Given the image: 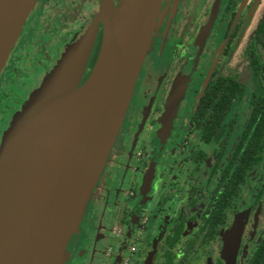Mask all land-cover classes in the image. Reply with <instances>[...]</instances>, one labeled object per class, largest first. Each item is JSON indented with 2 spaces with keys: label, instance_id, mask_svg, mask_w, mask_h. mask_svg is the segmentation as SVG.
<instances>
[{
  "label": "flooded vegetation",
  "instance_id": "flooded-vegetation-1",
  "mask_svg": "<svg viewBox=\"0 0 264 264\" xmlns=\"http://www.w3.org/2000/svg\"><path fill=\"white\" fill-rule=\"evenodd\" d=\"M150 45L63 264H264V0H163Z\"/></svg>",
  "mask_w": 264,
  "mask_h": 264
},
{
  "label": "water",
  "instance_id": "water-1",
  "mask_svg": "<svg viewBox=\"0 0 264 264\" xmlns=\"http://www.w3.org/2000/svg\"><path fill=\"white\" fill-rule=\"evenodd\" d=\"M35 2L0 0V72ZM162 2L120 0L114 6L103 0L87 31L65 49L3 135L0 264L65 260L66 244L78 230L124 118ZM97 21L102 23L100 49L87 81L78 89ZM70 121V133L62 132ZM34 175L41 180L39 190L19 214Z\"/></svg>",
  "mask_w": 264,
  "mask_h": 264
},
{
  "label": "rangeland",
  "instance_id": "rangeland-1",
  "mask_svg": "<svg viewBox=\"0 0 264 264\" xmlns=\"http://www.w3.org/2000/svg\"><path fill=\"white\" fill-rule=\"evenodd\" d=\"M102 1L103 0H36L34 6L32 7L31 11L27 16V19L25 21L26 24L24 23L25 26L24 25L23 26L25 28L32 29L35 25L34 22L39 14H42L47 18L48 17L50 18L44 19L43 17H41V19L43 18L44 20L39 21L40 24L38 26H35L33 32H31L30 35V38L32 39L31 42L29 43V41L26 42L25 40H23V43H20V45L17 47L13 55L11 54L10 58L14 56L13 57L14 59L13 60L9 59L6 61V66L8 65V69L6 72L2 73L0 79V146L2 144L3 135L9 129L11 124L15 120H17L19 116L18 112L24 111L25 103L29 98V96L32 93L34 94L37 88H40V85L44 84V82L50 75L49 72L58 64V59L60 58V56H62L61 54L63 53L61 50H63L64 47L67 46L66 43L69 42L66 41L69 39L71 35L63 34L62 36H57V33L60 32V26H59L60 23L56 20H60L68 24L69 29L80 30L77 33L79 34L83 31L86 24L91 19L90 17H92V20L90 21L89 26L91 25V23L94 20L95 13L100 11V5ZM108 1H110L114 6L119 5L120 2V0H108ZM61 33H63V31ZM101 40H102V23L100 21H97L95 39L92 44V48L89 52V55L86 59V62L84 64L83 72L79 78L77 84L78 89H80L85 84V82L89 77V74L93 68V67L90 68L91 66L90 63L92 62L94 53L97 51L96 49H98V51L100 49L99 45H101ZM59 47H61L60 53L53 56L52 52L54 50H58ZM150 49H151V45L147 52L148 56ZM49 52H51L50 56H52L50 57L51 62H49V59L44 60V58H47V56L49 55ZM42 63L45 64V66H42ZM242 109L244 113L245 104L242 105ZM121 124L123 125L122 127H124V130L127 131L128 129L125 126V123H121ZM107 172L110 173V177L107 180H112L120 176L119 172L116 171V169L113 167L110 170L108 168ZM106 198L107 197H105V193H104L102 199H106ZM132 205H133L132 203L130 206L125 204L124 207L130 208ZM103 223L106 227H110V228L120 227L123 231H126V228L124 226H118L112 224L110 222L108 214L105 215ZM82 242L89 243L87 239L82 240ZM121 245L122 243L116 238H112L108 243V246L111 247H121ZM66 251L67 250L65 247V256H64L65 260L67 258ZM65 260L63 261V263L65 262ZM101 263H102L101 259L99 260V258L97 257L96 258L93 257L91 262H89V260L86 261L85 257L83 259L79 257L73 258L70 261V264H101ZM129 264H135L133 258H131Z\"/></svg>",
  "mask_w": 264,
  "mask_h": 264
},
{
  "label": "bare ground",
  "instance_id": "bare-ground-1",
  "mask_svg": "<svg viewBox=\"0 0 264 264\" xmlns=\"http://www.w3.org/2000/svg\"><path fill=\"white\" fill-rule=\"evenodd\" d=\"M71 126L72 125H71V121H70L63 128L62 132H65V131H67L69 129L68 133H70ZM40 184H41L40 178L38 176L34 175L30 186L26 190V195L21 200L20 208H19V211H18L19 214H22V212H24V210L29 206V202L33 201V199L35 198V196H36V194H37V192L39 190Z\"/></svg>",
  "mask_w": 264,
  "mask_h": 264
},
{
  "label": "trees",
  "instance_id": "trees-1",
  "mask_svg": "<svg viewBox=\"0 0 264 264\" xmlns=\"http://www.w3.org/2000/svg\"><path fill=\"white\" fill-rule=\"evenodd\" d=\"M84 32H85V31H84ZM79 37H80V36H79ZM79 37H78V38H79ZM78 38H76V39H74L73 41H71L70 44L68 43L67 46L64 45V46H66V47H64V49L62 50V53L65 51V49H66L69 45L73 44ZM61 55H62V54H61ZM60 58H61V56H60ZM60 58H59V59H60ZM59 59H58V61H59ZM95 61H96V60H95ZM1 74H2V73L0 72V78H1Z\"/></svg>",
  "mask_w": 264,
  "mask_h": 264
},
{
  "label": "built area",
  "instance_id": "built-area-1",
  "mask_svg": "<svg viewBox=\"0 0 264 264\" xmlns=\"http://www.w3.org/2000/svg\"><path fill=\"white\" fill-rule=\"evenodd\" d=\"M133 249V248H132Z\"/></svg>",
  "mask_w": 264,
  "mask_h": 264
}]
</instances>
